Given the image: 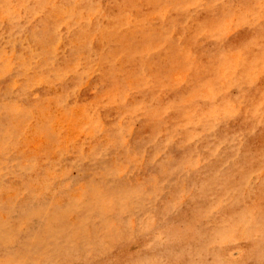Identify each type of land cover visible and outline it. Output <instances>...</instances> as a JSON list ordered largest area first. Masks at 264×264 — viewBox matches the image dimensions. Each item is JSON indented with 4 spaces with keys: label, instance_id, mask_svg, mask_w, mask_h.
Listing matches in <instances>:
<instances>
[{
    "label": "rangeland",
    "instance_id": "rangeland-1",
    "mask_svg": "<svg viewBox=\"0 0 264 264\" xmlns=\"http://www.w3.org/2000/svg\"><path fill=\"white\" fill-rule=\"evenodd\" d=\"M0 264H264V0H0Z\"/></svg>",
    "mask_w": 264,
    "mask_h": 264
}]
</instances>
